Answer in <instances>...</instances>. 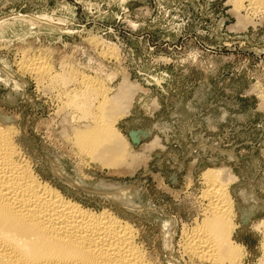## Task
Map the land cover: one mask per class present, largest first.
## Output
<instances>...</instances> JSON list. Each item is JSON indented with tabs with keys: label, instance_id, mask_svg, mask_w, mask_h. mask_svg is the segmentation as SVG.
Here are the masks:
<instances>
[{
	"label": "rangeland",
	"instance_id": "1",
	"mask_svg": "<svg viewBox=\"0 0 264 264\" xmlns=\"http://www.w3.org/2000/svg\"><path fill=\"white\" fill-rule=\"evenodd\" d=\"M238 1L0 0V120L43 181L129 221L154 264H213L184 248L209 208V169L237 179L229 193L238 264H264V1ZM40 66L50 70L43 78ZM129 82L137 93L116 127L132 153L156 138L161 146L131 168L80 158L62 136L76 115L69 99L85 92L99 117L104 96Z\"/></svg>",
	"mask_w": 264,
	"mask_h": 264
},
{
	"label": "bare ground",
	"instance_id": "2",
	"mask_svg": "<svg viewBox=\"0 0 264 264\" xmlns=\"http://www.w3.org/2000/svg\"><path fill=\"white\" fill-rule=\"evenodd\" d=\"M256 1L261 3L264 0H252L255 5ZM30 67L32 69L33 66ZM43 67L38 68L41 77L47 71ZM120 85L119 93L116 92L113 98L104 96L106 98L100 108L96 106L100 111L99 117L89 115L88 108L92 103L87 102L85 92L78 91L72 97L68 96L67 99L71 98L65 104L76 115H72L73 123H69L71 131H67L68 127L62 129L65 142L78 151L80 158L87 157L115 169L121 166L131 168L138 159L161 146L156 138L142 153L129 151L128 142L116 123L118 118L128 114L129 102L132 104L137 92L130 82ZM137 86L134 85L135 90ZM90 119L92 122L88 121ZM5 124L6 121L0 120V264H154L140 246L139 234L129 221L108 209L96 212L83 207L43 181L16 144L14 127ZM135 135L132 136L133 141L137 142ZM49 162L55 173L70 183L60 168L59 160L50 156ZM202 178L207 187L204 198L209 202V208L203 223L187 236L185 251L193 258L213 264H238L244 256V248L232 239L238 225L229 193V185L237 179L223 169L206 170ZM248 208L243 210L246 216L251 213ZM175 224L170 225L169 230L164 228L167 230L164 233L165 246L169 250L172 249Z\"/></svg>",
	"mask_w": 264,
	"mask_h": 264
}]
</instances>
